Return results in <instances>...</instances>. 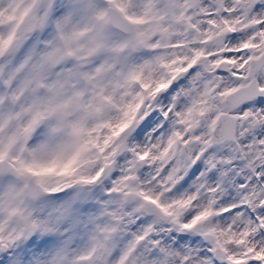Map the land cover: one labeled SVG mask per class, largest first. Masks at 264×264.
Here are the masks:
<instances>
[{
    "label": "snow or ice",
    "instance_id": "6c2138e0",
    "mask_svg": "<svg viewBox=\"0 0 264 264\" xmlns=\"http://www.w3.org/2000/svg\"><path fill=\"white\" fill-rule=\"evenodd\" d=\"M0 264H264V0H0Z\"/></svg>",
    "mask_w": 264,
    "mask_h": 264
}]
</instances>
